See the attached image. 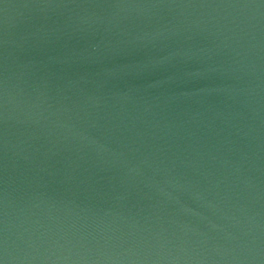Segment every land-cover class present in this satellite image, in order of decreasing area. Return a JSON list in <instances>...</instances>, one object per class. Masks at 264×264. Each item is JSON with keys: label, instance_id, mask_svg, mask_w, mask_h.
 <instances>
[{"label": "water", "instance_id": "obj_1", "mask_svg": "<svg viewBox=\"0 0 264 264\" xmlns=\"http://www.w3.org/2000/svg\"><path fill=\"white\" fill-rule=\"evenodd\" d=\"M0 264H264V0H0Z\"/></svg>", "mask_w": 264, "mask_h": 264}]
</instances>
